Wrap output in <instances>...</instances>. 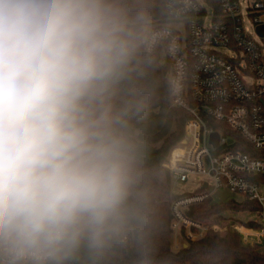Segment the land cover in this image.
Returning a JSON list of instances; mask_svg holds the SVG:
<instances>
[{
  "label": "clouds",
  "instance_id": "9594fccd",
  "mask_svg": "<svg viewBox=\"0 0 264 264\" xmlns=\"http://www.w3.org/2000/svg\"><path fill=\"white\" fill-rule=\"evenodd\" d=\"M145 0H0V264H110L156 221Z\"/></svg>",
  "mask_w": 264,
  "mask_h": 264
},
{
  "label": "built area",
  "instance_id": "2783aa9c",
  "mask_svg": "<svg viewBox=\"0 0 264 264\" xmlns=\"http://www.w3.org/2000/svg\"><path fill=\"white\" fill-rule=\"evenodd\" d=\"M165 11L166 21L154 22L157 39L152 55L161 54L169 65L171 106L187 110L190 116L164 166L172 182H185L190 175L210 180L193 192L175 194L172 250L209 230L222 237L238 232L243 244L260 246L264 243V155L260 154L264 34L258 26L264 24V0H165ZM223 191L231 193L226 199L258 202L259 226L231 218L188 216L192 206Z\"/></svg>",
  "mask_w": 264,
  "mask_h": 264
},
{
  "label": "trees",
  "instance_id": "16d2710c",
  "mask_svg": "<svg viewBox=\"0 0 264 264\" xmlns=\"http://www.w3.org/2000/svg\"><path fill=\"white\" fill-rule=\"evenodd\" d=\"M145 2L154 22L166 21L165 0H145ZM152 56L151 78L155 85V96L147 117L140 124V129L147 166L154 177L156 221L147 250L122 251L111 259L110 264H264V248L254 244H243L238 232H230L222 237L216 231L209 230L195 241H185L186 245L178 251L172 250L171 202L176 195L172 192L171 175L164 163L171 149L181 140L185 121L190 114L185 109L171 106L169 65L161 54ZM260 154L264 155V150ZM261 180L264 181V177ZM260 210L261 205L249 199H209L202 204L192 206L188 216L196 220L214 218L220 221L226 218L233 219V213H258ZM243 223L254 227L260 224L254 219ZM232 224L239 226L233 222ZM221 227L224 228V224Z\"/></svg>",
  "mask_w": 264,
  "mask_h": 264
},
{
  "label": "rangeland",
  "instance_id": "374dc122",
  "mask_svg": "<svg viewBox=\"0 0 264 264\" xmlns=\"http://www.w3.org/2000/svg\"><path fill=\"white\" fill-rule=\"evenodd\" d=\"M248 26L251 28L253 31V27L250 23H248ZM203 181H210L208 177L204 175H190L185 182H172V192L174 194H182L185 192H193L199 188L201 183ZM264 190V189H263ZM240 200L243 198L238 197ZM220 199L218 196H214V200ZM235 220H239L241 222L249 220V219H254L257 221L261 220V217L257 213H251V212H241V213H233ZM185 242V240H183ZM259 247L264 248V243L260 245Z\"/></svg>",
  "mask_w": 264,
  "mask_h": 264
},
{
  "label": "water",
  "instance_id": "95a60500",
  "mask_svg": "<svg viewBox=\"0 0 264 264\" xmlns=\"http://www.w3.org/2000/svg\"><path fill=\"white\" fill-rule=\"evenodd\" d=\"M258 31H259L260 34H262V35L264 34V24L258 26ZM213 136L216 138V140H215V143H216L217 142L218 133L215 132L213 134ZM217 195H218V197L220 199L225 200L228 196L231 195V193L227 192V191H223V192H218Z\"/></svg>",
  "mask_w": 264,
  "mask_h": 264
}]
</instances>
